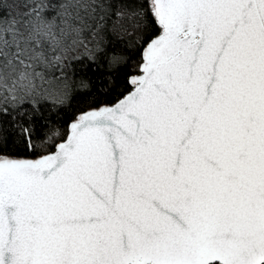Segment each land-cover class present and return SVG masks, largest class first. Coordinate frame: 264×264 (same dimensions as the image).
<instances>
[{"label":"snow or ice","instance_id":"1","mask_svg":"<svg viewBox=\"0 0 264 264\" xmlns=\"http://www.w3.org/2000/svg\"><path fill=\"white\" fill-rule=\"evenodd\" d=\"M0 264H264V0H0Z\"/></svg>","mask_w":264,"mask_h":264},{"label":"trees","instance_id":"2","mask_svg":"<svg viewBox=\"0 0 264 264\" xmlns=\"http://www.w3.org/2000/svg\"><path fill=\"white\" fill-rule=\"evenodd\" d=\"M115 47H116V48H119V47H120L119 41L116 42ZM122 70H123V69H122ZM62 111H63V110H62ZM56 118H57V113H53L52 119L55 121Z\"/></svg>","mask_w":264,"mask_h":264}]
</instances>
